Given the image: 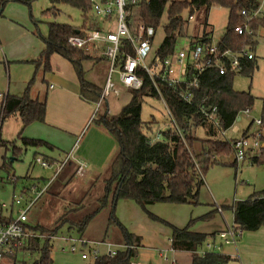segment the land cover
Instances as JSON below:
<instances>
[{
    "label": "trees",
    "instance_id": "16d2710c",
    "mask_svg": "<svg viewBox=\"0 0 264 264\" xmlns=\"http://www.w3.org/2000/svg\"><path fill=\"white\" fill-rule=\"evenodd\" d=\"M15 2L30 5L32 0H1L0 20L4 18V12L8 5ZM50 3L51 7L43 11V16L57 17L60 12L59 6L65 5L73 7L83 14V24L81 27H73L56 22L48 23V36L41 37L45 48L33 64L37 67H43L44 71L48 72L51 70V57L53 55L58 54L66 58L73 64L80 78L82 99L96 104L100 99L102 89L86 81L83 72V62L91 57L70 47L67 43L70 36L84 35L94 27L92 23L89 25L88 21V14L91 11L90 1L50 0ZM213 6L224 7L230 11L228 26L219 42V47L222 50L240 51L248 48L254 51L258 45L260 30H264V19L254 17V13L261 7L259 0H183L173 2H169V0H140L138 10L140 21L147 27H154L158 31L167 9V22L163 26L165 36L163 42L159 45V54L165 57L175 51L179 39L186 36L187 21L183 14L188 12V15L192 18L195 12L204 10L207 16L208 11ZM244 10L247 11V16L241 15V11ZM251 17L252 19H250ZM205 25L204 27H207V17ZM237 26L244 27V34L238 35L235 32ZM192 38V41H197L199 37L194 36ZM255 63L254 60L243 63L242 75L251 77L256 66ZM234 78L235 75L233 74L220 76L216 71L205 73L201 86L202 97L207 95L214 97L219 109L221 126L216 128L208 125V135L211 137L200 140L202 150L198 154L194 153L195 137L193 136L192 127L189 125V120L191 116L195 115L196 109L194 106L181 101L172 89L166 88L164 93L175 118L186 133V143L176 131L165 132L163 139L160 141L153 142L151 140L149 135L153 132L152 126L155 122H144L141 119L144 97L149 95L157 100L153 86L148 80L142 89L133 90L129 103L122 108L118 115H110L108 109L101 115L97 112L95 117L99 115L100 118L96 122L106 128L115 137L119 145V150L111 161L107 178L100 183L101 177L97 176L95 184L86 191L88 193L101 184L103 195L96 200L97 205H94L92 210H88V205L78 200L70 202L58 214L54 222H46L45 219H43V223L42 220L33 222V225L29 226L33 237L29 241L28 247L13 258L12 263L53 264L54 238L59 235L64 227H67L70 231H76L78 238L85 239L88 244H98V242L86 239L85 235L88 234L90 225L97 214L111 206L105 237L100 242L108 243L107 240L112 238L110 233L116 230L119 232L120 240L125 245V249L118 250L113 257L108 255L98 256L92 264H134L133 259L137 256L141 238L130 233L118 220L116 216L118 202L121 200L134 201L151 219L161 222L164 221L150 213L148 206L158 203L194 206L200 204L201 188L205 185L204 176L207 170L216 164H223V159L233 155L230 143L221 138V131L229 129L239 113L250 109L255 102V98L251 93L234 90ZM31 85L32 82L19 96L12 94L5 96L1 109V122L12 116L19 118L23 128H27L36 122H45L47 102L31 97ZM218 90L221 92L219 95L216 94ZM194 119L195 122L201 123L197 118ZM261 120L264 122V99ZM18 138L25 148L49 146L43 140L22 138V134ZM0 146L12 149L16 158L22 153V149L17 147L14 142L9 143L0 140ZM48 161L54 163V161ZM263 161H260L257 165L264 164ZM71 163L69 162V164ZM11 169V163H7V160H5L0 167V172L4 171L10 176L12 175ZM74 177L73 173L71 179H74ZM10 183L14 185L15 190L18 178L14 174L10 176ZM32 190L36 194L42 188L34 186ZM15 199L14 196V203ZM224 208L234 211L235 224L242 232L257 231L264 226V190L254 194L247 201L237 202L231 207ZM214 211L217 212V210ZM213 214L214 212L191 221L183 229L170 225L172 228V248L177 251L193 252L201 247L207 240L208 235L193 232L191 227L200 220L211 218ZM0 218L11 220V217H4L1 204ZM111 229L113 230L111 231ZM19 256L21 258H18ZM230 261L229 257L219 254H210L205 258L194 255L192 264H228Z\"/></svg>",
    "mask_w": 264,
    "mask_h": 264
},
{
    "label": "rangeland",
    "instance_id": "374dc122",
    "mask_svg": "<svg viewBox=\"0 0 264 264\" xmlns=\"http://www.w3.org/2000/svg\"><path fill=\"white\" fill-rule=\"evenodd\" d=\"M173 1L183 0H169V2ZM50 7V0H32L30 5L21 2L10 3L4 13L6 17H4L0 22V31L5 37H7L13 33L11 27H14L16 29L18 28L21 34H24V31L28 30L33 35V37H35L36 42L40 44L42 42L41 37L48 36V23L56 22L58 24H66L73 27L82 26L84 17L79 10L64 5L59 6L58 9L60 12L57 17L43 16V11ZM88 16H90V13L88 14ZM229 16V9L220 6H213L208 11L207 16L204 10L195 12L192 18H190L188 12H185L183 14V17L187 21V33L185 37L179 39L177 46L181 48H187L188 45L186 43L188 42V40L203 32L200 30H202V28L206 26V17L208 25L207 30L212 33L211 37L213 39V43L218 44L226 32L229 22ZM257 17H261L264 19V2L260 7V13L257 15ZM166 22L167 9L162 17V25L157 31V35L155 38L156 47L161 45L164 40L165 34L163 26ZM258 38L259 43L255 50V55L258 62L257 70L254 72L252 77H236L233 83V87L235 90L239 92H251L255 97V103L251 107V111L248 115L249 117L246 118L244 117V115H242L244 118L243 122L241 124L237 123V126L242 130L245 129V127L251 120H257L261 117V99L264 98V30L263 34H259ZM23 41L24 42L21 44L22 47L27 48L28 46H30L29 40ZM26 53L27 52L24 51L23 55ZM5 54V50L4 48H2V53H0V94L2 96L6 94L8 88L10 90V94H14L16 90H21V86L24 85V83H30L31 81V88L34 92L37 90H41V86L45 88V85L41 78L44 69L37 67L35 64L26 62L32 58H29L31 54H27L25 57L26 59L9 60L10 63L8 65H6L4 61ZM110 67V62L106 59H88L83 62L84 77L87 81L93 82L96 86L103 88L110 74ZM113 79L120 89V94H113L106 102H104L100 110L98 111L99 115H101L106 110V108L109 109L110 115H118L121 112L122 108L129 103L132 97V90L124 88L120 84L116 75H114ZM2 96L0 97V137L4 142L12 143L13 141L15 144L16 142H18L16 146L22 149V153L17 156V161H14V158L16 157H14L13 150L6 149L4 146H0V167L3 165L4 161L7 160V163H11L12 174H15V176L18 178V184L16 185L14 190V185L10 183V176L4 171L0 172V203H6L8 204V206H11L14 196H21L25 189L31 190L34 188V186L43 187L44 184L42 178L53 179L55 183L59 181L61 178V171L56 174V167L54 168V171H52L50 169H43L39 164L36 163V158H43V156H52L53 152L52 150L47 148H25L18 138L22 124L17 116H12L1 122V109L3 104ZM99 115L97 117H94L96 120L94 122L92 121L91 123L93 127H99L96 124V121H98L100 118ZM153 118L156 121V123L152 126L153 132H156L159 129L164 130L168 122V115L165 107L160 101L147 95L144 97L142 102L141 119L144 122H149L152 121ZM105 129L100 128L101 131ZM104 133L106 135L109 134L107 131ZM196 134L197 137H205L203 130H197ZM229 136L233 135L229 134ZM201 150V143L196 141L194 144V153H201ZM117 151L114 155L117 154ZM234 160V157H232L229 161H226V163L216 164L214 166H211L207 170L204 176L205 185L201 190L200 206L192 207L189 205L157 204L155 207H157L156 209H158L161 214V217H159L168 223L172 222L171 219H180L184 217V215L185 219L187 217H194L195 219V217L198 216L200 212H205L207 210L208 205L217 203L218 206H232L237 201L248 200L255 192H261L264 188V166L255 167L250 164H244L237 171L236 167L233 166ZM109 167L110 165H108L107 169L100 170L99 172L101 173L95 174L93 177H91V179L85 178L84 180H81L79 177L75 176L74 179H72L68 184V186L62 191L60 189L61 187L58 189V184L54 189L50 190L51 192L54 190L56 191V193L53 195L48 191L44 192L36 201L35 205L29 213L31 221L35 222L37 220H42L43 223V219H45L46 222H54L57 219L58 214L63 211V209L68 206L70 202H75L78 200L80 202L83 201L84 204L88 205V210H92L93 206L97 205L96 200L103 195L101 184L91 189L88 193H86V191L90 186H93L95 184L94 182L97 176L101 177L99 180L100 183L103 179L107 178L109 174ZM67 169L68 168L66 167L64 171H66ZM110 210L111 206L101 210L97 214V217L90 225L87 236L90 235L92 238H101L102 236H105ZM225 211L230 214V210ZM119 212L121 216H123L121 213L122 208H120ZM146 219H149L152 224L149 228L142 229V231H145L144 236L146 237V247L140 248L138 250V254L134 259V262L137 264H155L160 260L157 251L162 250L161 247H158V250L152 249L150 247V237L154 235L153 230H156V233L158 234L157 237L163 243H169V225H167L166 223H160L161 221L156 222L150 219L147 215ZM123 220H126L127 223L125 224H130L129 226H131V228L139 227L135 219L131 215H124ZM113 229H111V231ZM61 231L62 232L58 235L59 239L61 240L65 239L66 235L68 236V238L69 236L75 238L77 235L74 232H71L69 234L66 227H64ZM110 235L113 237H119V232L113 230ZM66 241L68 243L72 242L70 239H66ZM61 246L62 242L55 239V249L53 255L56 251H60L59 247L61 248ZM91 249L94 252L98 251V256H104L108 253V246L106 244L93 245ZM68 257L73 258L74 261L67 264H92L95 260L94 254H91L89 256L90 259L87 261H82L80 258L71 255H68ZM18 258H21V256H19ZM165 258H168V260H170L171 255L169 254L168 256L167 254ZM65 259L68 261L67 257ZM165 261L167 260L165 259ZM0 264L13 263L12 261H6ZM55 264H63V261L61 260V258H57Z\"/></svg>",
    "mask_w": 264,
    "mask_h": 264
},
{
    "label": "built area",
    "instance_id": "2783aa9c",
    "mask_svg": "<svg viewBox=\"0 0 264 264\" xmlns=\"http://www.w3.org/2000/svg\"><path fill=\"white\" fill-rule=\"evenodd\" d=\"M89 1L96 27L84 35L70 36L67 43L70 47L88 55L106 59L111 65L110 74L102 89L100 99L96 103V111L92 119L104 102L113 94H120V89L113 79L116 75L120 84L132 91L142 89L148 80L153 86L157 100L164 105L168 123L164 130L159 129L153 134L151 137L153 142L162 140L164 133L171 131H176L186 142V133L175 118L164 93L166 88L172 89L184 103L195 107V117L199 122L216 128L221 126L219 109L214 97L212 95L202 97L201 86L205 73L216 71L220 76L238 73L242 69L244 59L251 61L255 59L253 52L247 49L222 50L202 36L197 41L187 42V48L175 49L171 54L163 57L159 54V47H155L156 29L147 27L140 21L138 10L140 0ZM259 1L261 4L264 2V0ZM259 13L260 8L254 13V17H257ZM241 15L247 16V11H241ZM244 31L242 26L235 28L238 35L244 34ZM220 93V90L216 92L217 95ZM244 113L248 115L250 110L247 109ZM254 124L257 126L255 132L236 139L228 138L229 130L221 131V136L230 143L238 165L244 163L254 165L264 158V122L258 119ZM77 145L76 143L75 148ZM69 162L76 163L77 177L86 176L87 164L76 160L73 151L66 155L62 163L56 165L40 157L36 158V163L43 168L56 167V174L62 171ZM44 191L45 189H42L36 193L35 197L26 204L20 197H17L15 203L20 205L17 216L11 217V220L0 218V263L11 261L28 247L33 237L29 229V213ZM216 210L223 216L222 207L217 206ZM241 233L242 231L233 224L226 226L220 236L225 244L236 245ZM107 246L106 255L115 256L117 251L112 248L111 244ZM214 247L209 245L207 253L219 248ZM89 249L91 245L85 239L78 238L71 246V251H79L85 260L90 254H94L97 258L98 251L94 252ZM201 255H206V253L202 252Z\"/></svg>",
    "mask_w": 264,
    "mask_h": 264
},
{
    "label": "crops",
    "instance_id": "0c3cea01",
    "mask_svg": "<svg viewBox=\"0 0 264 264\" xmlns=\"http://www.w3.org/2000/svg\"><path fill=\"white\" fill-rule=\"evenodd\" d=\"M4 17L6 16L4 15ZM89 20H88L89 25L92 23L94 25L92 29H94L97 24L94 22L95 19H94V15L92 11H90ZM1 21L2 19L0 20V22ZM11 30L13 33L7 37H5L0 31V53H2V48H4L5 53H6L4 56L5 64L8 65L10 63L9 60L26 59L25 57L27 54H31L29 58L31 57L32 58L26 62L33 64V62L36 61L40 57L41 53L43 52L45 48L44 44L42 42L38 44L36 42L35 37H33V35L28 30L24 31V34H21L18 28L16 29L14 27H11ZM200 31H203V32L201 34H197L196 37H202V36L206 37L208 40H210L213 43V39L211 37L212 33L207 30V27H203L202 30ZM261 33L263 34V30L260 31V34ZM192 39L193 38L189 39L188 42L191 41ZM23 40L25 41L29 40L30 46H28L27 48L22 47L21 44L24 42ZM215 45L219 46V43ZM178 48H181V47L177 46L176 49ZM247 50L254 53V56H255L254 61L256 62L255 63L256 66L254 68V72H255L258 68L257 57L255 55L256 49L252 51L247 48ZM24 51L27 53L23 55ZM89 56L91 57L90 59H94V60L103 59V58H96L91 55ZM248 61L250 60L244 59L243 63H246ZM40 68H43V67H40ZM242 68H243V65H242ZM242 71L243 70L241 69L240 72L233 73V75H235V78L238 76H244L242 75ZM41 78L45 85V88L41 86V90H37L35 92L33 91L32 88H30V95L33 99H38L39 101H42V102L44 99V101L47 102V112H46L45 122L44 123L36 122V123L29 125L27 128L21 127L19 135L22 134V138L39 139V140H43L46 143H48L49 146H41L35 149L47 148V149L52 150L53 152L52 156H43L42 159H45V160L48 159L50 161H54L53 165L62 163L63 160L66 158V155L69 154L71 151H73V156L76 160L87 164L86 176L80 179L81 180H84L85 178L91 179V177H93L95 174H100L101 173L99 172L100 170L107 169L108 165H110L112 159L115 156L114 154L116 153L117 150H119L118 142L115 139V137L113 135H110V132L106 130L102 125L96 123L100 128L102 129L104 128L109 133V134L107 133L108 135L104 133L106 132L105 130H103L104 131L103 132L100 130L99 127L92 126L91 123L92 121L94 122V119H95V118L92 119V117L94 116L97 105L87 102L82 99L81 81H80V78L73 64L70 61H68L66 58H63L62 56L58 54L53 55L51 57V70L48 72L43 70V75ZM27 83L28 82L24 83V85L21 86V90H16L14 94L12 93L11 94L17 95V96L23 94L24 90L27 88L29 84ZM90 83L94 84L93 82H90ZM103 88H100V89H103ZM7 94H10L9 88L7 89V92L5 95L2 96L0 94V97L1 96L3 97V101ZM263 99L264 98L261 99L262 105H263ZM249 110L251 111V108ZM242 115H244V117L246 118L249 117L248 116L249 114L246 115L244 111H241L239 113L234 124L229 129H227L229 130L227 132V136L229 139H236V138L243 137L245 135H250L253 132H255V130L257 129V126L254 124L255 120H251L244 130L240 129L237 126V123L241 124L243 122L244 118ZM194 118H196L195 115L191 116V119L189 120L190 122L189 125H191L193 134H194L193 136L195 137L194 143L196 141L200 143L201 139H207L211 137L208 135V131H209L208 125L210 124L205 125L203 123H198L197 121L195 122ZM153 121L156 123L154 118L152 121H149V122H153ZM197 130H203L205 137L204 138L197 137V134H196ZM154 133L155 132H152V134L149 136L152 137ZM229 134L230 135L232 134L233 136H229ZM221 138L224 139L222 136ZM0 140L2 141L1 137H0ZM76 143L78 145L75 148ZM16 144H18V142H16ZM232 157H234L235 159L234 153L232 156H229V158H225L223 160V163H226V161H229ZM262 160L264 159H261L260 161ZM14 161H17V158H14ZM244 164H247V163H244ZM244 164L238 165L236 160H234L233 166H235L236 170L238 171V169L242 167ZM252 166L262 167L264 166V164L262 165L254 164ZM66 167L68 169L64 171ZM66 167H64L63 171L60 172L61 178L56 183L54 182L53 179L42 178L44 186L41 188L45 189L44 192L48 191L51 193L50 190L54 189L58 184H59L58 189L61 187L60 188L61 191L64 189L63 188L64 186L65 187L68 186L69 181L72 180L71 176L73 175V173H74V176H76L75 174L76 163L72 162ZM43 169H47V168H43ZM50 170L54 171V168L52 167L50 168ZM204 181H205V178H204ZM203 187L201 188V190L203 189ZM55 193H56L55 190L52 191V195ZM257 193L255 192L254 194H257ZM254 194H252L251 197ZM200 196H201V193H200ZM19 197L22 199L23 203L26 204L29 200L35 197V192L32 189L31 190L26 189L24 190V194ZM13 200H12L11 206H8V204L6 203H3V204L0 203L3 206L4 217L8 218V217L17 216V212L20 208V205H17L16 203H14ZM244 201H247V200H244ZM237 202H242V201H237ZM158 204H166V203H158ZM156 205L157 204L148 206V211L152 213L153 215L157 216L158 218H160L161 214L158 211V209H156L157 208L155 207ZM173 205H187L188 206V204H173ZM200 205H201V202L198 206ZM189 206L197 207L194 205H189ZM217 206H218L217 203L208 205L207 210L205 212H200L198 216L195 217V219L194 217H191V218L187 217L185 219V215H184V217L180 219H174V218L171 219L172 220L171 223H168L161 218L160 219L163 220L164 222L154 220L156 222L166 223L170 227L169 243H165V242L163 243L157 237L158 234L156 233V230H153L154 235L150 237V240H151L150 247L156 250H158V247H161L162 249V250L157 251L160 257V260L157 261L155 264H192L194 255H197L201 258H205L207 255H210V254H219V255L229 257L231 261L228 264H264V226L257 231L242 232L241 236L238 238L236 245L225 244L220 234L225 230L226 226L233 225V224L236 225L234 221V211L231 209H228L230 210V214H228V212L225 211L227 209H225L224 207H231V206H221L220 205L219 207H222L224 210V214L222 216L218 211L217 212L214 211L216 210ZM120 208H122L121 213L123 216H121L119 212ZM212 212H214V214L211 218L200 220L191 227V230L193 232L208 235L207 240L203 243L201 247H198L193 252L177 251L172 248L171 246L172 228L170 225L177 227L179 229H183L187 227L191 221L200 219L201 217L208 215ZM145 214L146 213L141 209V207L131 200H121L118 202L117 207H116V216L118 220L126 227V229L130 233L141 238V243H140V247L138 248V250L140 248L146 247L145 245L146 237L144 236L145 231H142V229L149 228L152 224L151 221H149V219H146L147 214L146 215ZM124 215L126 216L131 215L135 219L139 227L136 226L137 228H131V226H129L130 224H125L127 222L126 220H123ZM120 219L123 220L124 222L121 221ZM32 225H33V221H31L30 214H29V226H32ZM61 232L62 231H60V233ZM67 232L69 234L71 232H74L77 234L76 231L74 230L70 231L68 228H67ZM87 235H85L86 239H88L89 241L98 242L99 245L100 244H106V245L111 244L112 248L116 251L125 249V245L121 242L120 237L112 236L111 239L107 240L108 243L107 242L101 243L100 241H103L105 236H102L101 238H92L90 235L89 236ZM55 239L62 242V246L61 248L59 247L60 251L55 252L54 254L55 260H54V255H53L55 248L53 247V252H52V258L54 261L53 264H55V262L57 261V258H61V260L63 261V264L72 263L74 259L68 257V255L80 258L82 261H87L90 259L89 256L91 254L88 255V259L85 260L82 258V253H80L79 251L78 252L71 251V246L75 243L76 239H78V235H76L75 238H72L71 236H69L68 238V236L66 235V238L63 239L65 241L59 239L58 236L55 237L54 240ZM66 239L67 240L70 239L72 242L68 243ZM93 245H97V244L95 243L91 244V248ZM209 245L213 247L218 246L219 248L217 250L211 251L210 253H207ZM213 249H215V247ZM89 250L91 251V249ZM202 252H205L206 255H201ZM166 253L168 254V256L169 254L171 255L170 260H168V258H165V256L167 255ZM66 257L68 258V261L65 259ZM134 259H133V263L137 264L134 262ZM165 259L167 261H165Z\"/></svg>",
    "mask_w": 264,
    "mask_h": 264
},
{
    "label": "water",
    "instance_id": "95a60500",
    "mask_svg": "<svg viewBox=\"0 0 264 264\" xmlns=\"http://www.w3.org/2000/svg\"><path fill=\"white\" fill-rule=\"evenodd\" d=\"M77 33H79V31H77Z\"/></svg>",
    "mask_w": 264,
    "mask_h": 264
}]
</instances>
